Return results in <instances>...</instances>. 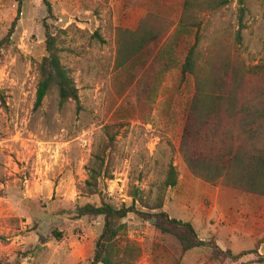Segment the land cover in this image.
<instances>
[{
	"label": "rangeland",
	"instance_id": "1",
	"mask_svg": "<svg viewBox=\"0 0 264 264\" xmlns=\"http://www.w3.org/2000/svg\"><path fill=\"white\" fill-rule=\"evenodd\" d=\"M50 2L52 16L42 0H22L21 6L18 0H0V41L18 20L0 58V259L6 264H90L103 220L77 219L75 211L99 204L97 197H85L83 185L95 148L109 141V127L115 138L108 157L114 179L106 182L104 194L114 207L130 206L135 193L153 205L174 166L178 183L165 190L163 211L234 256L257 253L222 262L207 249L184 254L175 237L135 214L125 220L127 238L145 252L167 250L161 264H264V197L203 181L181 153L193 82L179 88V70L167 72L156 96L141 108L147 100L144 74L127 88L119 79L118 29L139 28L147 13L145 0ZM245 6L243 28L237 1L198 14L201 25L193 41H199L205 65L218 54L247 67L264 65V0H247ZM45 23L58 33L62 63L79 89L80 112L75 102L60 107L56 90L36 108L38 64L47 54ZM142 204L137 203L141 211L155 213ZM149 256L136 264H152Z\"/></svg>",
	"mask_w": 264,
	"mask_h": 264
},
{
	"label": "trees",
	"instance_id": "2",
	"mask_svg": "<svg viewBox=\"0 0 264 264\" xmlns=\"http://www.w3.org/2000/svg\"><path fill=\"white\" fill-rule=\"evenodd\" d=\"M232 1L239 5L240 28H243L247 0H145L147 13L139 28L136 31L118 29L116 69L125 88L142 74L146 77L143 93L147 100L142 101L141 108L147 107V102L156 96L161 78L167 72L179 70V88L192 81L194 93L187 100L180 144L188 169L207 183H221L240 193L264 197V65L247 67L220 54L213 57L210 65H205L200 43L193 41L194 32L201 25L198 14L220 11ZM18 2L21 6L22 0ZM42 2L52 16L50 0ZM17 24L15 20L0 41V58ZM45 29L47 54L38 64L36 108L56 90L60 107L75 102L80 112L79 89L62 63L58 33L46 23ZM2 105L6 107L4 95ZM108 130L106 127L109 141L95 148L83 185L85 197H97L99 204L86 203L75 211L77 219L103 220V230L90 264H136L144 255H150L152 264H161L159 261L166 257L167 250L158 248L145 252L141 245L126 237L125 220L131 214L151 224L161 234L175 237L184 254L207 249L214 261L222 262L257 253L249 251L234 256L231 251L221 250L215 242L200 239L190 223L171 218L163 211L165 190L175 188L178 183L174 166H170L153 205L145 204L135 193L130 206L114 207L104 194L106 182L114 179L108 157L115 138ZM140 202L142 207L155 213L141 211L137 205ZM53 234L60 240L61 234ZM0 264L6 263L0 259ZM13 264L21 263L18 260Z\"/></svg>",
	"mask_w": 264,
	"mask_h": 264
}]
</instances>
